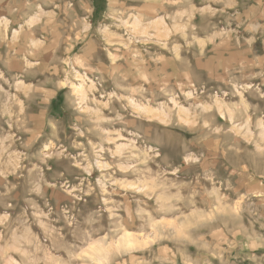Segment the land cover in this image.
Here are the masks:
<instances>
[{
    "label": "rangeland",
    "instance_id": "1",
    "mask_svg": "<svg viewBox=\"0 0 264 264\" xmlns=\"http://www.w3.org/2000/svg\"><path fill=\"white\" fill-rule=\"evenodd\" d=\"M230 3L0 0V264H264V0Z\"/></svg>",
    "mask_w": 264,
    "mask_h": 264
},
{
    "label": "clouds",
    "instance_id": "2",
    "mask_svg": "<svg viewBox=\"0 0 264 264\" xmlns=\"http://www.w3.org/2000/svg\"><path fill=\"white\" fill-rule=\"evenodd\" d=\"M99 2L102 4L103 0H99ZM235 3L236 0H231V3L226 5V7H234ZM12 239L13 238L9 236L8 230L6 228L0 227V243L11 242ZM28 247L29 245L26 242L16 241L15 246L11 247L10 250L17 252L21 258L19 260H11L10 264H33L32 257L35 256L36 250L33 249L31 252H29Z\"/></svg>",
    "mask_w": 264,
    "mask_h": 264
},
{
    "label": "bare ground",
    "instance_id": "3",
    "mask_svg": "<svg viewBox=\"0 0 264 264\" xmlns=\"http://www.w3.org/2000/svg\"><path fill=\"white\" fill-rule=\"evenodd\" d=\"M32 22V21H31ZM230 166V165H229ZM237 169V168H236ZM226 171V170H225ZM218 190V189H217ZM213 194H214V192H213ZM189 196V195H188ZM209 196V195H208ZM219 199H220V197H219ZM203 203V202H202ZM218 211V210H217ZM201 214V213H200ZM210 214V213H209ZM208 216V215H207ZM211 216V215H210ZM218 217V216H217ZM203 218V217H202ZM206 219V218H205Z\"/></svg>",
    "mask_w": 264,
    "mask_h": 264
},
{
    "label": "crops",
    "instance_id": "4",
    "mask_svg": "<svg viewBox=\"0 0 264 264\" xmlns=\"http://www.w3.org/2000/svg\"><path fill=\"white\" fill-rule=\"evenodd\" d=\"M30 16H31V15H30ZM30 16H29V17H30Z\"/></svg>",
    "mask_w": 264,
    "mask_h": 264
}]
</instances>
